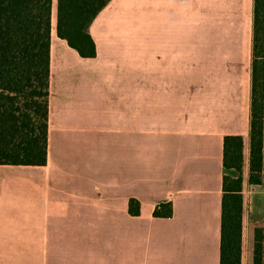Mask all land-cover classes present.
I'll list each match as a JSON object with an SVG mask.
<instances>
[{"label": "crops", "instance_id": "obj_1", "mask_svg": "<svg viewBox=\"0 0 264 264\" xmlns=\"http://www.w3.org/2000/svg\"><path fill=\"white\" fill-rule=\"evenodd\" d=\"M254 2L111 0L92 58L53 25L47 163L0 164V264H220L227 135L244 139L250 244Z\"/></svg>", "mask_w": 264, "mask_h": 264}, {"label": "trees", "instance_id": "obj_2", "mask_svg": "<svg viewBox=\"0 0 264 264\" xmlns=\"http://www.w3.org/2000/svg\"><path fill=\"white\" fill-rule=\"evenodd\" d=\"M111 0H0V164L42 166L49 140L50 47L53 28L82 57L97 55L89 27ZM249 181L262 183L264 130V0L254 2ZM243 148L224 137L220 264H243ZM235 170L237 175L228 173ZM136 215L140 203L131 199ZM172 203L155 216H172ZM250 264H264V223L251 229Z\"/></svg>", "mask_w": 264, "mask_h": 264}, {"label": "rangeland", "instance_id": "obj_3", "mask_svg": "<svg viewBox=\"0 0 264 264\" xmlns=\"http://www.w3.org/2000/svg\"><path fill=\"white\" fill-rule=\"evenodd\" d=\"M55 24L54 16H53V25ZM243 263L244 264H250V244L248 243V240L245 241L244 245V253H243Z\"/></svg>", "mask_w": 264, "mask_h": 264}]
</instances>
